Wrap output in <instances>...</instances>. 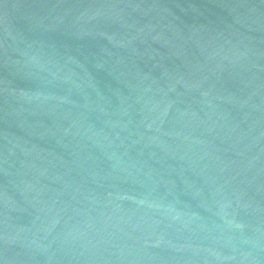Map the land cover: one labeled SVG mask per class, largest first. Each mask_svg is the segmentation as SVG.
Listing matches in <instances>:
<instances>
[{"label":"water","instance_id":"95a60500","mask_svg":"<svg viewBox=\"0 0 264 264\" xmlns=\"http://www.w3.org/2000/svg\"><path fill=\"white\" fill-rule=\"evenodd\" d=\"M0 264H264V0H0Z\"/></svg>","mask_w":264,"mask_h":264}]
</instances>
